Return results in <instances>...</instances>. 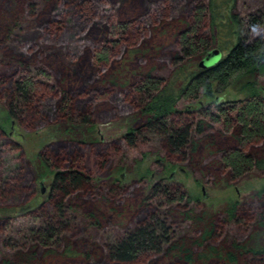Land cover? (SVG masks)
<instances>
[{
  "label": "rangeland",
  "instance_id": "rangeland-1",
  "mask_svg": "<svg viewBox=\"0 0 264 264\" xmlns=\"http://www.w3.org/2000/svg\"><path fill=\"white\" fill-rule=\"evenodd\" d=\"M46 1L0 0V79L4 81V84H0V126L7 131L11 130V120L6 111L9 99L7 92L13 82L25 74L23 60L33 64V67L42 66L49 76L41 79L56 91L78 93L75 103L92 102L95 124L84 125L59 120L56 100L60 95L39 90L35 107L20 121L22 136L12 137V134L5 135L0 130V177L7 183L4 198L0 197V215L6 213L1 208L28 204L41 190V180H44V185L52 182L53 174L41 163L39 153L50 152L54 156H66L63 170L72 165L73 158L81 155L79 166H82L86 175L90 172L91 176L89 188L73 191L67 199L70 213L78 221L75 228L66 231L63 246L54 249V252L39 246L34 263L30 264H103L101 259L106 252L104 244L107 236L121 235L126 228L148 215L149 210L143 204L144 198L152 193L154 185L162 179L166 180L167 185H178L184 193L200 199L198 204L187 200L186 211L191 210L196 217L205 216L204 222L198 224L188 221L184 215L174 218L178 220H175L178 223L175 227L186 232L188 237L200 238L209 229V221L214 217L241 242L248 239L255 229V222L246 228L237 226L226 221L225 210L238 202V209L252 221L264 213V196L258 194L264 187V172H248L235 180H225L219 176V173L223 175L224 172L219 151L234 145L230 135H218L217 128L209 130L206 135L215 139L217 147L210 148L205 141H201L191 160L183 161L177 157L171 159L162 153L166 159L177 164V168L172 169L170 165H166L168 160H165L163 165L168 167L166 171L157 162L158 152L161 153L157 143H144L133 148L123 140L130 127L142 122L140 114L131 105L129 86L139 80L138 74L147 70L161 74L164 78L172 73L173 58L178 47L177 32L183 26L182 21L191 14V6H194L196 0L188 8L187 0H178V5L174 8L166 4L172 0H78L76 5L71 4L72 0H60L59 7L52 16L63 20L67 27L71 19L65 12L73 9L80 19V31L65 29L58 34L53 27L52 31L47 26L44 28L45 32L39 27L42 23L48 24L51 15L39 21L29 13L32 2L38 9L46 10ZM86 1L90 2L89 9L83 10L82 6ZM160 10L164 13L152 23V15ZM228 10L223 8L219 18L226 17ZM116 20L134 22L135 29L130 40L135 44L130 46L123 43L109 65L99 64L94 59V52L99 49L103 40L110 38L109 31ZM14 23L15 35L9 41L6 26L10 27ZM20 29L23 34L19 35ZM237 29L241 30L240 27ZM206 33H209L208 28ZM30 34L44 35L47 42L41 46L43 50L38 51V54L28 52L23 59L13 49L19 36L25 41L37 42ZM255 34L264 36V26ZM130 40H126L127 43ZM36 48L34 46L33 51ZM226 54L227 52L224 53ZM116 75L118 83H110L108 79ZM239 79L232 81L222 91L214 83L216 94L225 100L243 98L245 92L238 83ZM257 81L264 94V76H259ZM112 100H117L119 107H115ZM205 101L209 100L206 98ZM48 103L54 107L49 109ZM45 111H49V114H45ZM71 139L86 142L81 145ZM60 144L67 146L60 148ZM144 152L148 154V158L137 163L136 159H140ZM75 168L79 167L76 165ZM149 170L151 174H146ZM44 198L46 197L40 198L41 204L46 200ZM8 213L11 214L7 211L6 215ZM37 224L31 217L19 214L11 216L9 223L0 221V264L10 251L22 253L28 249V233ZM1 233L6 239L16 243L15 250L6 246ZM221 238L216 242L206 243L205 247L195 246V259L192 261L176 255H160L152 256L139 264H246L243 261L232 263L218 256H197L210 246L223 247L226 239ZM250 244L264 247V230L257 231ZM68 246L70 252H64ZM88 253L90 258L86 256Z\"/></svg>",
  "mask_w": 264,
  "mask_h": 264
},
{
  "label": "trees",
  "instance_id": "trees-1",
  "mask_svg": "<svg viewBox=\"0 0 264 264\" xmlns=\"http://www.w3.org/2000/svg\"><path fill=\"white\" fill-rule=\"evenodd\" d=\"M59 1L47 0L46 10L38 9L32 2L29 13L37 17L36 20L39 21L51 15L52 18L48 24L41 22L42 25L39 26L43 32L47 26L51 30L52 27L56 29L57 34L65 29L80 31V19L73 9L65 12V15L72 20L67 27L63 20L52 16L59 7ZM193 1L187 0V8ZM177 2L178 0H172L166 4L174 8L178 5ZM77 3L78 0L71 1L72 5ZM89 4V1L83 3V10H88ZM52 5L53 8H51ZM191 8V14L188 19L182 21L183 26L177 32L178 47L173 58L172 73L164 78L161 74L147 70L138 74L139 80L129 86L131 105L140 114L142 122L138 126L130 127L123 140L133 148L144 143H157L161 151V153L158 152L157 162L163 165V162L168 160L169 163L166 165L176 169L177 164L166 159L162 153L167 154L171 159L177 157L183 161L191 160L201 141H205L210 148L216 146L215 139L206 134L209 130L217 128L218 135H230L234 140L232 147L219 151L221 152L220 164L224 170L223 175L219 173L220 177L222 176L225 180H235L248 172H264V94L257 84V78L264 76V36L255 34L264 26V0H196ZM223 8L229 9V13L221 19L219 14ZM163 13L161 10L158 13L154 12L151 22L155 23ZM59 14L63 16L62 12ZM238 27L241 30H238ZM15 28V23L10 27L6 26L9 41L14 38ZM207 28L209 33H206ZM134 29L133 21L116 20L109 31L110 38L103 40L99 49L94 52L95 61L109 65L123 43L134 46L135 42L130 40ZM18 32L19 35L23 34L21 29ZM29 36L37 42L25 41L22 36H19L17 45L13 49L23 59L30 52L38 54V51L43 50L41 46L47 42L44 35L30 34ZM126 40L131 42L127 43ZM34 46L37 48L33 51ZM211 49H217L221 53L220 61L211 67L200 68L198 64L200 59ZM225 52H227L226 55H224ZM23 63H25V74L16 79L10 91L7 92L9 99L6 111L11 120V130L7 131L0 126L2 133L12 134V137L22 136L20 121L35 107L39 90H48L60 95L56 100L59 120L84 125L95 124L92 116V102L77 101L78 103H75L78 93L56 91L54 87L41 79V77L49 76L42 66L33 67V64L26 63L24 60ZM117 78V75L112 76L108 81L116 84ZM237 78H240L238 83L245 92L243 98L225 100L224 97L216 94L214 83H217L218 90L222 91ZM0 84H4L1 79ZM206 98L208 102L205 101ZM111 102L115 107L118 106L117 100ZM47 107L51 109L54 105L48 103ZM44 113L49 114V111ZM76 142L82 145L86 141L77 140ZM60 146L62 148L67 145L60 144ZM38 158L53 174L48 191L42 194L40 190L38 197L36 196L24 206L1 208L5 209L6 213L10 211L11 214L0 215V221L4 223H9L11 216L18 214L29 216L38 222L37 226L31 228L28 233L30 248L28 246V249L22 253L10 251L8 253L10 256L3 258L1 264L34 263L39 246L50 249L51 252H54V249H60L66 238V231L75 228L78 221L76 216L71 215L67 199L73 191L90 187V172L88 171L86 175L82 166H79L82 160L81 155L73 158L72 165L67 166L66 170H63L66 156H54L50 152H44L39 153ZM147 158L148 154L144 152L140 159H136V162L141 163ZM76 165L79 168L76 169ZM164 170H168V167L164 166ZM146 174H151L150 170ZM165 182V179L157 182L152 193L144 198V207L149 212L142 221L126 228L119 236H107L104 244L106 252L101 259L103 264H139L152 256L160 255L169 257L176 255L186 261H192L195 259V246L205 247L206 243L216 242L222 239L221 237L223 240L226 239L222 244L223 247L202 248L204 250L197 256L224 257L232 263L243 261L246 264H264V247L250 246L253 235L260 229L264 230V213L252 221L238 209V202L225 210L226 221L237 226L246 228L250 223L252 225L255 222L253 233L244 242L237 239L232 232L230 233L225 225H220L217 218L213 219L214 217L209 221V229L200 238L192 239L186 232L183 233L181 229L175 227L178 224L176 219L177 216L184 215L188 221L198 224L204 222L205 216L196 217L191 210L186 211L187 200L198 204L200 199L184 193L178 185L169 186ZM6 185V181L0 177L1 198H4ZM93 191L95 193V189ZM114 191L113 188L112 192ZM258 194L264 196V187ZM42 196H45L46 200L41 204ZM1 236L8 248L14 250L17 248L16 243L9 238L6 239L2 233ZM70 250L68 246L64 252L68 253ZM86 256L90 258L89 253Z\"/></svg>",
  "mask_w": 264,
  "mask_h": 264
},
{
  "label": "water",
  "instance_id": "water-1",
  "mask_svg": "<svg viewBox=\"0 0 264 264\" xmlns=\"http://www.w3.org/2000/svg\"><path fill=\"white\" fill-rule=\"evenodd\" d=\"M220 59H221V53L217 49H211L200 59L198 64L200 68L205 69L215 65L217 62L220 61ZM39 183L41 186V191L44 192L45 191L44 180H41Z\"/></svg>",
  "mask_w": 264,
  "mask_h": 264
},
{
  "label": "flooded vegetation",
  "instance_id": "flooded-vegetation-1",
  "mask_svg": "<svg viewBox=\"0 0 264 264\" xmlns=\"http://www.w3.org/2000/svg\"><path fill=\"white\" fill-rule=\"evenodd\" d=\"M47 186L49 187V185H44V187H45V191L42 192L43 194H46V192L48 191Z\"/></svg>",
  "mask_w": 264,
  "mask_h": 264
}]
</instances>
